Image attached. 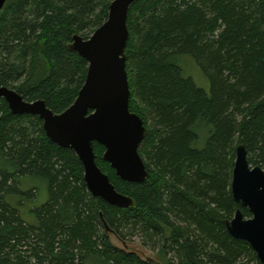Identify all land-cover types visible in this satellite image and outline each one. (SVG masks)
Returning <instances> with one entry per match:
<instances>
[{
  "label": "trees",
  "instance_id": "trees-1",
  "mask_svg": "<svg viewBox=\"0 0 264 264\" xmlns=\"http://www.w3.org/2000/svg\"><path fill=\"white\" fill-rule=\"evenodd\" d=\"M113 2L7 0L0 87L55 114L69 109L89 67L70 46L75 36L91 38ZM128 29L130 109L147 130L139 154L149 179L121 180L105 148H94L98 167L134 207L94 199L76 153L53 143L39 117L14 115L0 98V264H257L225 223L241 208L231 190L237 146L264 169V0H139ZM189 57L210 93L185 76ZM25 178L48 189L34 223L21 214L34 196ZM138 237L160 250V262L132 247Z\"/></svg>",
  "mask_w": 264,
  "mask_h": 264
},
{
  "label": "water",
  "instance_id": "water-1",
  "mask_svg": "<svg viewBox=\"0 0 264 264\" xmlns=\"http://www.w3.org/2000/svg\"><path fill=\"white\" fill-rule=\"evenodd\" d=\"M139 0H114L108 20L90 39L75 36L70 46L89 65L87 78L75 103L55 114L42 100L28 102L15 90L0 87L11 112L17 116H37L47 137L62 148L72 149L84 166L85 182L94 199L131 209L134 201L119 193L110 178L98 167L95 143L106 150L103 160L128 183L143 184L150 174L139 154L146 136L142 119L130 109L131 91L126 50L130 37L128 15ZM7 0H0V13ZM234 201L241 207L225 223L228 233L247 242L264 264V169L252 166L243 144L236 148L231 185ZM243 209L249 210L246 218Z\"/></svg>",
  "mask_w": 264,
  "mask_h": 264
},
{
  "label": "rangeland",
  "instance_id": "rangeland-1",
  "mask_svg": "<svg viewBox=\"0 0 264 264\" xmlns=\"http://www.w3.org/2000/svg\"><path fill=\"white\" fill-rule=\"evenodd\" d=\"M182 64L185 76L192 78L197 86L210 93V83L207 81L200 68H198L195 61L190 57L184 58ZM201 146H203V143L201 144ZM22 186L23 190L26 192L33 191L34 196L26 200V205L23 209H21V214L28 223H34L35 218L34 216H32L31 211L33 209L41 207L47 202V185L39 179L25 178ZM111 241L117 247H122V244L115 238V236L111 237ZM131 245L134 249H137L139 253L143 255L145 260H153L156 262H160L162 260V257L159 254L160 250L157 249L154 251L148 246H145L140 237L135 238V242ZM169 258H171V256Z\"/></svg>",
  "mask_w": 264,
  "mask_h": 264
}]
</instances>
